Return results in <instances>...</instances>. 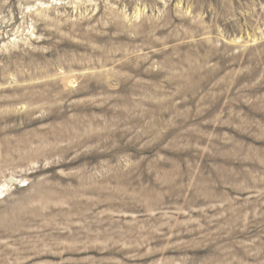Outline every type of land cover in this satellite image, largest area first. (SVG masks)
Segmentation results:
<instances>
[{
	"label": "rangeland",
	"instance_id": "obj_1",
	"mask_svg": "<svg viewBox=\"0 0 264 264\" xmlns=\"http://www.w3.org/2000/svg\"><path fill=\"white\" fill-rule=\"evenodd\" d=\"M0 264H264V0H0Z\"/></svg>",
	"mask_w": 264,
	"mask_h": 264
}]
</instances>
